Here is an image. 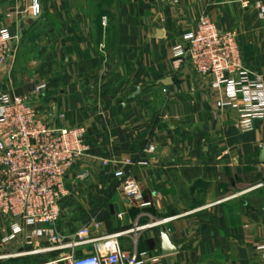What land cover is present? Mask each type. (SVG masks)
<instances>
[{
    "label": "crops",
    "instance_id": "obj_1",
    "mask_svg": "<svg viewBox=\"0 0 264 264\" xmlns=\"http://www.w3.org/2000/svg\"><path fill=\"white\" fill-rule=\"evenodd\" d=\"M260 2L40 0L43 13L34 19L32 0H0V30L15 38L0 92L32 97L53 126L86 130L89 152L67 181L62 236L85 227L90 238L130 232L123 249L154 264H264V193H256L264 189V118L240 133L214 79L174 62L184 35L207 16L236 34L245 68L264 84ZM44 83L47 90L34 94ZM150 146L156 155L146 153ZM120 169L140 184L149 208L123 195L114 177ZM12 225L0 215V264L59 257H12L29 251L24 235L8 240ZM161 229L176 254L162 255ZM93 253L92 245L78 251Z\"/></svg>",
    "mask_w": 264,
    "mask_h": 264
},
{
    "label": "built area",
    "instance_id": "obj_2",
    "mask_svg": "<svg viewBox=\"0 0 264 264\" xmlns=\"http://www.w3.org/2000/svg\"><path fill=\"white\" fill-rule=\"evenodd\" d=\"M256 8L258 20L264 22V2ZM27 13L34 19L41 18L40 0H32ZM184 39L186 44L174 51L176 67L188 62L201 76L212 77L214 87L226 94V105L238 116V131L242 134L255 131L257 121L264 118L263 78L252 77L245 68L236 34L218 30L203 16ZM14 40L8 30H0V75L13 68ZM46 90L47 84H40L34 94L40 96ZM88 152L84 128L53 126L38 115L32 97L14 98L0 92V215L13 224V234L8 240L24 235V245L29 248L12 257L59 253L58 258L45 264H154L123 249L121 238L130 232L97 238H90L89 227L71 238L58 232L62 204L69 195L68 178ZM146 153L156 155L157 148L150 146ZM114 177L123 195L136 208L150 207L140 184L129 172L120 169ZM95 227L100 231L98 224ZM90 245L94 247L92 255L78 254Z\"/></svg>",
    "mask_w": 264,
    "mask_h": 264
},
{
    "label": "water",
    "instance_id": "obj_3",
    "mask_svg": "<svg viewBox=\"0 0 264 264\" xmlns=\"http://www.w3.org/2000/svg\"><path fill=\"white\" fill-rule=\"evenodd\" d=\"M160 232L162 239V255L164 257H168L176 254L178 252V248L171 243V240L165 230L161 229Z\"/></svg>",
    "mask_w": 264,
    "mask_h": 264
},
{
    "label": "rangeland",
    "instance_id": "obj_4",
    "mask_svg": "<svg viewBox=\"0 0 264 264\" xmlns=\"http://www.w3.org/2000/svg\"><path fill=\"white\" fill-rule=\"evenodd\" d=\"M258 192L264 193V189H260V190H258L256 193H258ZM260 205H262V204H260ZM51 260H53V259H51ZM21 261H22V260H21ZM17 264H20V262L17 263ZM36 264H38V263H36Z\"/></svg>",
    "mask_w": 264,
    "mask_h": 264
}]
</instances>
